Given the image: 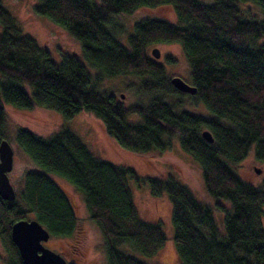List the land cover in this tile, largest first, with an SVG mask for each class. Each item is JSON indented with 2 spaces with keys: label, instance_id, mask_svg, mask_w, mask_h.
<instances>
[{
  "label": "trees",
  "instance_id": "obj_1",
  "mask_svg": "<svg viewBox=\"0 0 264 264\" xmlns=\"http://www.w3.org/2000/svg\"><path fill=\"white\" fill-rule=\"evenodd\" d=\"M247 2L264 5V0H36L35 14L79 42L91 76L76 56L62 54L54 63L0 0V138L3 104L38 106L63 119L89 113L119 147L138 155L160 154L176 137L180 150L199 166L204 191L228 205L214 204L223 212L220 233L211 206L173 177H140L131 167L97 159L66 127L48 138L19 128L16 144L41 170L24 173L23 189L13 201L0 199L6 264H22L10 239L18 220L34 219L56 238L71 237L77 229L74 208L50 175L66 180L82 196L102 236L107 264H146L119 250L122 244L151 257L165 243L160 226L139 217L129 181L146 185L153 197L167 196L179 264H264V180L252 186L233 169L250 151L264 162V43H259L264 22L242 11L240 5ZM167 6L177 22L142 19L127 46L108 28L113 15ZM156 44L180 46L194 95L171 86L164 66L148 53ZM114 76L140 78L145 101L125 108L113 94L98 90L104 78ZM167 95L187 96L209 115L178 110V102H169ZM130 115L140 121H128ZM203 130L210 132L212 143L202 139Z\"/></svg>",
  "mask_w": 264,
  "mask_h": 264
},
{
  "label": "rangeland",
  "instance_id": "obj_2",
  "mask_svg": "<svg viewBox=\"0 0 264 264\" xmlns=\"http://www.w3.org/2000/svg\"><path fill=\"white\" fill-rule=\"evenodd\" d=\"M199 1L207 4L213 2V0ZM35 2L36 0H2V5L15 19L22 31L29 34L40 47L48 51L54 63H59L62 54L76 56L89 74L93 76V71L88 68L80 56L79 42L69 32L54 26L45 17L35 14L32 10ZM240 7L248 16L264 22V5L258 7L247 2L241 4ZM145 18H161L177 22L171 7L139 8L129 15L111 16L108 28L115 32L116 38L124 46H127V37L132 34L134 24ZM259 43H264V37L259 40ZM152 48L159 50L160 57L158 59L151 57L164 66L168 79L180 77L186 83L191 84L189 68L179 45H151L147 49L149 54ZM168 57L170 61L166 62ZM140 80L135 76L104 78L98 85V90L113 94L116 100L126 108L139 101H145V94L139 91ZM166 100L171 103L178 102L177 109L189 114L209 115L201 103H195L187 96L167 95ZM3 112L5 121L0 140H6L13 152L12 169L7 173V177L16 197L23 189L24 173L29 170L39 171L41 169L18 147L14 140L15 132L19 128H25L38 136L48 138L61 127H66L82 140L97 159L114 165L131 167L140 177H173L188 188L198 201L211 206L215 224L219 232L223 233V212L216 209L214 204L219 203L224 206L226 202L222 199H214L204 191L199 166L180 150L176 137L172 139L170 147L160 154L138 155L119 147L104 132L102 123L89 113L81 112L70 119H63L59 113L38 106H33L30 109H16L7 104H3ZM127 120L138 122L140 117L130 115ZM233 169L242 181L252 186H258L264 180V162L256 161L252 151ZM255 170H258V173ZM50 176L71 202L77 217V229L71 237H49L43 245L61 254L70 264H107L102 236L96 225L89 220L82 196L66 180L54 175ZM128 184L139 217L145 222L158 224L165 235V243L151 257L141 255L127 244L118 246V249L146 264H179L173 242V227L170 221V204L167 196L163 194L153 197L146 185H136L133 181H129ZM27 220L30 219L27 218ZM261 222L264 228V213ZM7 260L8 254L0 240V264H6Z\"/></svg>",
  "mask_w": 264,
  "mask_h": 264
},
{
  "label": "water",
  "instance_id": "obj_3",
  "mask_svg": "<svg viewBox=\"0 0 264 264\" xmlns=\"http://www.w3.org/2000/svg\"><path fill=\"white\" fill-rule=\"evenodd\" d=\"M154 59L160 57L157 48L150 50ZM171 86L180 93L194 95L196 88L186 83L180 77L170 78ZM122 98V95H120ZM201 137L207 143L213 139L209 131L203 130ZM12 149L9 143L0 140V199L11 202L15 199V192L9 183L7 173L12 169ZM258 173V170H255ZM49 233L34 219L18 220L11 225L10 239L16 247L22 264H67L59 254L46 248L43 243L49 239Z\"/></svg>",
  "mask_w": 264,
  "mask_h": 264
},
{
  "label": "flooded vegetation",
  "instance_id": "obj_4",
  "mask_svg": "<svg viewBox=\"0 0 264 264\" xmlns=\"http://www.w3.org/2000/svg\"><path fill=\"white\" fill-rule=\"evenodd\" d=\"M61 255V254H60ZM62 256V255H61ZM63 257V256H62ZM67 264H69V262L67 263Z\"/></svg>",
  "mask_w": 264,
  "mask_h": 264
}]
</instances>
